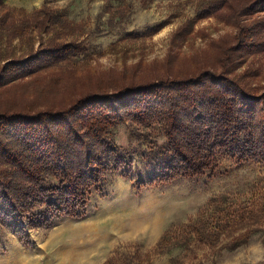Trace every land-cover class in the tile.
Instances as JSON below:
<instances>
[{
  "label": "rangeland",
  "instance_id": "obj_1",
  "mask_svg": "<svg viewBox=\"0 0 264 264\" xmlns=\"http://www.w3.org/2000/svg\"><path fill=\"white\" fill-rule=\"evenodd\" d=\"M198 1L2 0L0 15L8 13L13 20L43 7L65 11L75 33L57 34L58 38L82 43L85 50L0 87V112L66 108L86 93L102 91L101 85L131 78L145 81L168 70L190 75L198 65L214 62L219 52L215 45L233 40L237 33L233 22L215 14L176 37L196 16ZM247 19L259 25L258 36L264 40V12L243 18ZM57 35L32 33L31 38L10 41L0 34V65L7 58L32 53ZM236 74L256 91L263 89L264 51L245 56ZM112 137L136 153L105 174L85 214L29 230L30 245L0 223V264H264V227L258 225L264 223V212L244 225L226 228L213 245L196 240L183 227L214 196L238 194L236 201L248 199L249 208L252 194L264 192L263 161L240 164L222 153L203 175L151 184L148 156L164 148L162 130L129 121L116 126Z\"/></svg>",
  "mask_w": 264,
  "mask_h": 264
},
{
  "label": "trees",
  "instance_id": "obj_2",
  "mask_svg": "<svg viewBox=\"0 0 264 264\" xmlns=\"http://www.w3.org/2000/svg\"><path fill=\"white\" fill-rule=\"evenodd\" d=\"M257 12H264V0H199L196 16L176 37L189 34L195 23L215 14L233 22L237 33L233 40L215 45L219 52L214 62L198 65L190 75L168 70L140 82L121 79L112 85L114 91L101 85L102 91L86 93L66 108L0 112L1 225L30 245L29 230L50 227L62 217L83 216L105 174L136 153L112 137L116 126L129 121L142 127L157 125L166 138L164 148L148 156L151 184L203 175L216 166L222 153L240 164L264 162V88L256 91L236 74L245 56L264 51L259 25L243 20ZM65 14L43 7L13 20L4 13L0 34L13 41L31 38L32 33L61 37L75 33ZM84 50L82 43L61 41L57 35L32 53L4 60L0 87ZM237 197L214 196L196 218L183 224L186 233L213 245L226 228L244 225L264 212V192L252 194L249 208L248 199L239 202Z\"/></svg>",
  "mask_w": 264,
  "mask_h": 264
}]
</instances>
